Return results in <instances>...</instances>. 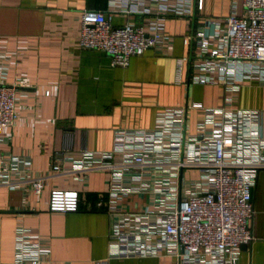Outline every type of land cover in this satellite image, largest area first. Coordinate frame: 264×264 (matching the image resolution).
Listing matches in <instances>:
<instances>
[{
	"label": "crops",
	"instance_id": "obj_1",
	"mask_svg": "<svg viewBox=\"0 0 264 264\" xmlns=\"http://www.w3.org/2000/svg\"><path fill=\"white\" fill-rule=\"evenodd\" d=\"M177 0L150 4L156 14H139L135 0H0V65L6 70L0 84L13 87L18 98L19 120L6 132L0 150L31 161V175L15 189L0 187V264L15 259L16 231L24 227L47 242L51 249L44 264H178L174 256L110 259L113 224L118 221L104 205L108 201L109 174L92 172L86 177L50 174L53 156L67 149L108 153L114 149L118 130H151L157 115L166 110L202 104L220 109L233 98L234 107L256 114L264 139V81L244 80L238 87L194 81L198 49L187 38L209 21L225 20L242 0H203L184 16L161 10ZM85 11H102L112 26L158 23L170 38L173 50L163 55L150 50L134 57L127 68H113L104 52L86 49L80 42L79 18ZM186 58L182 83H176L177 60ZM211 76V75H210ZM49 92V96L46 94ZM205 119L204 110L188 113V133L196 135ZM71 167L65 165L66 169ZM201 173L183 170L182 177ZM45 178L41 196L31 191L35 177ZM76 191L81 203L76 213L54 215L48 210L53 191ZM254 217L250 227L255 240L240 250L238 264H264V169L259 170L252 191ZM147 195H134L122 204L129 214L149 207Z\"/></svg>",
	"mask_w": 264,
	"mask_h": 264
},
{
	"label": "built area",
	"instance_id": "obj_2",
	"mask_svg": "<svg viewBox=\"0 0 264 264\" xmlns=\"http://www.w3.org/2000/svg\"><path fill=\"white\" fill-rule=\"evenodd\" d=\"M135 1L139 14L158 12L150 4L160 0ZM242 4L243 14H238L235 3L224 28L218 21H209L202 30L212 27L210 34L201 31L184 41L194 42L199 52L196 70L201 74L195 82L225 83L235 90L244 80L264 81V0H242ZM193 7L202 11L203 0H177L175 6L161 11L184 16ZM79 22L81 45L106 53L113 68H127L132 58L150 50L163 55L173 50L158 23L114 27L102 11H85ZM187 61L177 60V84L182 83ZM6 69L0 65L1 74ZM17 107L15 89L0 84V143L19 120ZM192 109L205 112L196 135L188 133ZM259 126L258 116L236 109L233 98L220 109L195 103L158 114L151 130H118L111 152H56L50 174H109L108 201L98 206L106 205L118 220L110 238V259L170 255L178 264H238L241 247L255 240L250 227L252 191L259 170L264 169ZM187 169L199 170L200 179L185 181L182 172ZM31 172L29 159L0 150V187L15 189ZM44 180L33 178L35 195H42ZM134 195L149 196V207L142 214L122 210L123 202ZM80 203L78 192L56 190L50 194L48 210L54 215L76 213ZM50 254L47 242L24 227L17 229L11 264H44Z\"/></svg>",
	"mask_w": 264,
	"mask_h": 264
},
{
	"label": "rangeland",
	"instance_id": "obj_3",
	"mask_svg": "<svg viewBox=\"0 0 264 264\" xmlns=\"http://www.w3.org/2000/svg\"><path fill=\"white\" fill-rule=\"evenodd\" d=\"M186 178H187L188 180H197V179L200 178V176H199L198 173H193V174H191V175H186Z\"/></svg>",
	"mask_w": 264,
	"mask_h": 264
},
{
	"label": "water",
	"instance_id": "obj_4",
	"mask_svg": "<svg viewBox=\"0 0 264 264\" xmlns=\"http://www.w3.org/2000/svg\"><path fill=\"white\" fill-rule=\"evenodd\" d=\"M253 194V193H252ZM241 249H247V246L246 245H243L242 247H241Z\"/></svg>",
	"mask_w": 264,
	"mask_h": 264
}]
</instances>
